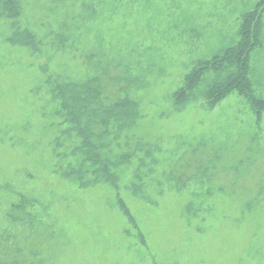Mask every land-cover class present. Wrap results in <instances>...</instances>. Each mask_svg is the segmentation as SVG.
<instances>
[{"label":"rangeland","instance_id":"1","mask_svg":"<svg viewBox=\"0 0 264 264\" xmlns=\"http://www.w3.org/2000/svg\"><path fill=\"white\" fill-rule=\"evenodd\" d=\"M16 1V22L0 15V264H264V13L249 97L209 101L223 68L174 99L261 0ZM24 31L38 52L10 43ZM115 69L139 118L105 154L132 157L116 186L86 166L81 187L53 90Z\"/></svg>","mask_w":264,"mask_h":264},{"label":"trees","instance_id":"2","mask_svg":"<svg viewBox=\"0 0 264 264\" xmlns=\"http://www.w3.org/2000/svg\"><path fill=\"white\" fill-rule=\"evenodd\" d=\"M263 13L264 0H261L252 12L245 15L239 42L221 54L213 56L211 60L189 74L185 87L174 96L176 103L181 104L186 101L204 71L223 68L228 69L229 72L223 81L212 85L207 92L209 101L216 104L233 91L249 97L248 55L259 43L258 33L262 27ZM0 15L16 22L20 16L17 1L0 0ZM9 41L11 44L38 52L35 38L28 31L16 32ZM230 67L232 68L229 69ZM134 85L137 84L130 80L123 69H115L103 70L99 76L81 83L67 82L57 85L53 90V99L60 106L59 113L64 123L69 126L66 133H74L80 140L79 145L73 149V153L80 158V165L77 169L71 170L70 177L81 183V187L87 184V181H83V170L86 166L91 168L96 181L100 178L104 183L116 186V175L111 169H116L132 157V155H121L118 157V162H114L106 156L105 151L109 146L106 140L112 135V129L116 139H119L122 134H126L136 125L139 118L138 105L129 97L130 89ZM252 101L261 104L255 98ZM16 208L20 209L19 206H15ZM126 214L129 215L128 212ZM129 219L132 221L131 217Z\"/></svg>","mask_w":264,"mask_h":264}]
</instances>
